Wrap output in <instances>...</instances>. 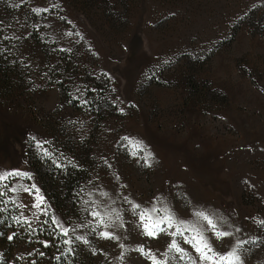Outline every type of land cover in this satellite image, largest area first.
<instances>
[{
  "label": "rangeland",
  "instance_id": "obj_1",
  "mask_svg": "<svg viewBox=\"0 0 264 264\" xmlns=\"http://www.w3.org/2000/svg\"><path fill=\"white\" fill-rule=\"evenodd\" d=\"M7 1L20 27L21 14L34 10L56 14L64 32H76L85 40L116 93L118 110L95 135L98 175L94 179L99 189L92 182L83 186H94L87 201L120 210L126 226L107 229L116 232L118 241L98 239L87 227L70 232L64 239L80 235L90 241L68 245L76 247L79 261L121 264L120 244L128 249L122 264H148L131 250L141 244L157 256L164 251L170 238L164 234L156 239L141 236L130 205L123 200L126 195L143 207H151L153 198L161 197L184 220H191L196 210L223 217L227 221L223 230L234 235L220 241L212 238L213 247L223 253L237 239H257L255 245L245 246L251 249L245 254V264H264V227L259 224L264 220V38L245 27L227 43L242 7L249 2L143 0L131 6L126 1L132 13L129 22L118 13L108 19L112 10L105 0ZM8 18L0 0V23ZM30 45L23 48L21 58L39 60L38 47ZM219 45L212 58L203 55V63L196 68L201 92L188 91L183 82V56L207 53ZM50 49L56 50L55 45ZM56 108L60 113L52 111ZM66 111L57 89L47 84L0 90V174L18 170L30 175L31 179L8 183L21 186L15 194L16 203L28 206L14 205L18 215L23 212L40 228L43 220L52 216L72 227L91 219V203L83 205L78 218L58 211L26 156L27 139L46 148L47 121L65 119ZM71 118L80 132L76 142L83 150L93 123L77 114ZM138 145L143 150H138ZM146 152H151V157H146ZM33 184L48 206V215L39 221L30 211L32 196L23 191L24 186ZM181 246L199 264L196 253L188 245Z\"/></svg>",
  "mask_w": 264,
  "mask_h": 264
},
{
  "label": "trees",
  "instance_id": "obj_2",
  "mask_svg": "<svg viewBox=\"0 0 264 264\" xmlns=\"http://www.w3.org/2000/svg\"><path fill=\"white\" fill-rule=\"evenodd\" d=\"M1 1L10 18L0 23V90L20 86L31 89L40 84L57 89L63 107L67 109V117L55 122L47 121V125H44L48 135L46 148H39L33 139H27L26 156L54 207L65 217L78 218L84 202L91 198L93 187L98 188V181L94 179L98 175L95 173L98 164L95 135L118 110L116 93L108 75L100 71L96 56L88 49L85 40L76 32L69 31L71 35L64 32L66 28L56 20V14L45 10L21 14L18 16L23 18L20 27L17 25L20 20L9 12L12 7L8 1ZM126 1L131 6L143 3V0H124L122 3L105 0L112 10L107 18L113 19V15L118 13L125 15L130 22L132 13L130 8H126ZM247 2L240 11L237 24L230 31L228 44L245 27L264 38V0ZM32 43L38 47L39 60L22 59L23 48ZM51 44L55 45L56 50L50 49ZM219 48L220 45L209 51L204 49L207 53L198 50L183 56V82L188 91L201 92L195 77L196 68L203 63H200V58L207 55V60L211 59ZM160 82L156 81L157 84ZM57 109L52 111L60 113ZM76 114L93 123L83 150L76 142L80 132L71 118ZM57 164L61 167L58 168ZM84 182L95 184L84 187ZM0 208H4V205L0 204ZM16 216L19 215L13 204H8L0 213V264H83L77 254L69 256L65 253L61 256L68 245L62 243L64 237L56 238V233L49 226L45 225L40 230L38 223H31L37 231H30L26 225L13 223ZM10 235L14 237L12 240L8 239ZM45 241L48 247L44 246ZM58 256L59 260L56 259Z\"/></svg>",
  "mask_w": 264,
  "mask_h": 264
},
{
  "label": "snow or ice",
  "instance_id": "obj_3",
  "mask_svg": "<svg viewBox=\"0 0 264 264\" xmlns=\"http://www.w3.org/2000/svg\"><path fill=\"white\" fill-rule=\"evenodd\" d=\"M124 139L128 138L125 137ZM138 150H143L142 145H138ZM145 155L146 157H151L152 154L151 152H146ZM145 164L150 166L147 159L145 160ZM56 166L58 168L61 167L60 164ZM15 179L27 180L31 179V177L29 174L22 173L18 170L0 174V204L4 205V208H0V213L7 208L8 204H13L17 207H28L27 205L21 206L16 203L15 194L20 191L21 186L15 183H8L9 180ZM23 191L33 198L30 208L31 214L38 221L41 216L46 217L48 215V206L45 198L40 194L39 189L33 184L30 187L24 186ZM9 193L13 195H8ZM101 195L107 196V193H102ZM123 200L126 204L130 205L129 211L136 218L135 227L139 230L141 236L156 239L161 234H164L170 238L166 248L159 256L151 248L146 249L143 244L137 246L135 249H131L146 259L148 264H197V260L186 248L181 246V243L188 245L196 253L199 258V264H245V254L251 250L245 246L255 245L257 243V239L253 238L247 240L237 239L228 251L221 253L213 247L212 238L220 241L234 235L232 231L223 230L222 225L227 223L225 218L217 217L203 210H196L193 211V218L191 220L180 219L170 205L161 197H154L151 207H143L132 201L126 195L123 197ZM84 203L92 204L91 210L88 211L91 219L86 224L76 225L75 227L66 226L62 222H58L55 216H52L50 220H43L40 230H43V226L47 225L52 232L56 233V238H60L68 237L69 233L76 232L77 228L87 227L98 239L118 241L120 237L116 235V232L108 231L107 229H118L126 226L120 210L112 208L110 205L101 206L93 201H85ZM102 208H108L110 210L103 211ZM13 223L20 226L26 225L30 231H37V229L32 228L30 218L24 216L23 212L19 216L13 217ZM259 224L261 227H264V220L260 221ZM235 231L240 232L241 230L236 228ZM13 238L11 235L8 237L9 240ZM78 242H82L85 245L90 243L87 238L80 235H75L71 239L62 240L64 245H75ZM44 246L48 247L46 241L44 242ZM119 247L121 249L119 260L122 264L128 249L124 244H120ZM65 253L69 256H74L76 254V247L65 248L61 252V256ZM93 254H96L95 250H93ZM56 259L59 260L60 257L58 256Z\"/></svg>",
  "mask_w": 264,
  "mask_h": 264
}]
</instances>
